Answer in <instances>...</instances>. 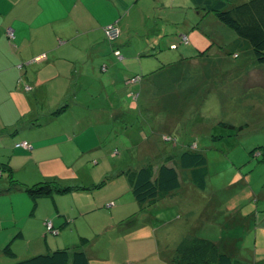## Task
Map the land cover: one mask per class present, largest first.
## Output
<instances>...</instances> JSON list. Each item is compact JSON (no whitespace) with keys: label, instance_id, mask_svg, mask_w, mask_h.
Segmentation results:
<instances>
[{"label":"rangeland","instance_id":"1","mask_svg":"<svg viewBox=\"0 0 264 264\" xmlns=\"http://www.w3.org/2000/svg\"><path fill=\"white\" fill-rule=\"evenodd\" d=\"M243 1L234 0L232 3ZM197 11L199 9L190 0H133L122 13V24L115 22L121 32L114 39L106 35L104 29L108 24H100L102 17L99 13H89L88 20L79 22L80 28H91L89 35L97 36L99 31L104 34L101 43L87 49L89 55L97 56L100 48L119 44L120 47L128 45L134 49L132 58L122 61L120 51H107L105 56L114 62L113 65L104 62L110 70L105 71L106 67L101 66L99 61L97 66L90 61L83 62L79 75L80 65L77 69L73 68L70 78V74H66L67 95L64 94L58 104L72 101L71 107L50 125L47 124L51 119L48 109L55 104L51 101V93H55L54 83L50 88L45 83L34 88L29 80L25 81L26 68L22 67L19 92H26L32 97L19 103V142L26 139L31 144L34 139L36 150L19 147V178L13 174L14 179L26 185L53 181L58 187H65L84 184L86 180L82 178L89 175L95 177L94 183L105 181L96 188L98 202L103 203L110 193L113 204L117 203L113 197L115 191L122 188L127 191L133 170L147 163L174 166L183 189L190 185L194 187L189 171L180 167L178 158L181 151L191 149L202 153L208 166L205 189L194 187L199 198L195 205L201 202L198 205L201 208L204 204L203 225L212 226L217 235L221 231L228 233L245 215L244 209L239 213L240 207L254 198L257 201L251 200L252 206L264 213V65L257 63L250 52L235 44L236 34L212 13L200 18ZM191 18L195 23L192 29L187 23ZM124 25L129 29H125ZM71 26L72 31L76 30L74 22ZM180 28L185 29L182 33L186 37L179 34ZM189 30L190 35L186 32ZM154 41L157 43L152 50ZM172 43L176 48H171ZM102 45L104 47H100ZM181 56L191 57L183 61V70L186 69L191 77L182 81L179 102L174 107L176 110H170L171 107L161 109L158 107L159 90L153 83L149 84L152 79L150 72L155 69L161 71L172 61L179 63ZM206 63H209L212 73L209 78L204 73ZM111 74L116 84L106 85L102 93L100 76ZM125 75L129 76L124 78ZM79 88L81 93L76 100L72 94ZM143 88H146L144 92ZM114 91L113 97L111 93ZM73 102L78 104L74 106ZM112 104L115 106L112 107ZM119 109V118L115 113L112 115L114 110ZM64 110L56 106L52 112ZM165 110H168L167 114ZM85 113L89 120L98 121L77 123ZM24 127L34 129L24 131ZM52 128L81 129L74 140L71 139L72 142H79V148H60L50 137L54 134ZM10 129L0 125V146L10 142L13 135L6 138ZM16 140L11 141L13 146ZM60 140L57 138L56 142ZM8 181L5 175L0 179V187H6L4 183ZM249 187L259 197L253 196L248 200ZM9 196L1 202V219H7L12 210L15 211ZM56 197L63 201V205H71V194H55V201ZM19 198H22L19 199V226L25 227L36 218L31 215L32 201H28V208L24 201L31 200L26 192L19 190ZM50 199L46 198L48 202ZM207 201L211 203L208 208L205 207ZM106 205L104 202L102 206ZM235 219V223L230 225ZM187 225V222L183 223V226ZM260 227L264 228V224L260 223ZM2 232L0 230V235ZM56 234V231L47 232L46 237L53 240L61 233ZM103 236L102 241L106 235ZM248 238L253 249L254 235L251 237L249 233ZM146 264H159V261L155 256H149Z\"/></svg>","mask_w":264,"mask_h":264},{"label":"crops","instance_id":"2","mask_svg":"<svg viewBox=\"0 0 264 264\" xmlns=\"http://www.w3.org/2000/svg\"><path fill=\"white\" fill-rule=\"evenodd\" d=\"M190 1L194 4L193 0ZM132 2L133 0H0V125L3 128L14 130L10 129L6 134V138L10 134L13 135L10 137V142L6 146H0L2 148L0 149V162L10 165L16 178H19V147H21L16 145L19 143V103L32 97L26 92H19V81L23 79L19 78L20 70L22 67L26 68L25 81L29 80L31 84H34V88L40 87L42 83L50 88L54 83L55 93H51V101L55 104L49 106L51 119L47 124L58 121V118H61L64 112L71 107L72 101L64 111L52 112L56 106L58 108L62 104L58 106L63 96L67 95L65 93L68 76L71 77L73 68L77 69L80 65L79 75L83 62L90 61L96 66L97 61L101 66H105L104 62L113 65L114 62L105 56L107 51L109 53L119 50L122 61L131 60L134 52V49L128 45L120 47L119 44H114L107 48L102 45L100 47L104 48H100L99 51L97 48V56H90L87 49L91 45L101 43L104 34L99 31L97 36L89 35L91 28L81 29L79 22L88 20V14H93L95 11L102 17L100 24L103 26L115 24V22L122 24L124 18L122 13L128 6H131ZM130 10L125 14L126 16ZM199 15L200 18L204 16L200 10L197 11V16ZM174 16L177 14L174 13ZM193 20L192 18L187 20L191 29L195 24ZM72 22L76 25V30L73 29V31ZM125 26L127 25L123 27ZM8 29L13 30V37H9ZM184 31L183 28L178 29L179 34L186 37L182 33ZM186 32L190 35L191 31ZM155 43L157 42L154 41L152 44V50ZM172 47L176 48L173 43ZM187 58L191 57L181 56L178 59L179 63L172 61L161 71L156 69L151 71L152 79L149 80V84L153 83L159 90V108L171 107L170 110H176L174 107L179 102L178 97L181 90L176 83L165 78L164 73L174 66L183 69L185 64L183 61ZM105 67V71L110 70L107 65ZM67 73L70 75L67 76ZM128 76L125 75L124 78ZM113 78L112 74L106 77L100 76L102 93L106 85L116 84ZM32 90L31 85L30 91ZM145 90L146 88H143V92ZM115 91L111 94L113 95ZM141 92L142 87L138 97ZM80 93L79 88L74 95L72 94L73 98L77 100ZM90 94L92 95V92ZM77 104L73 102L74 106ZM114 106L115 104H112V107ZM120 111V109L114 110L112 115L115 113L118 117ZM165 111L167 114L168 110ZM83 121L96 123L98 120H89L85 113L76 122L82 123ZM33 123L37 125L36 122ZM33 129L24 127V131H33ZM54 129L52 128L54 134H50L51 131L49 134L60 148L61 146L64 149L79 148V142L75 143L72 140L81 129L75 131L63 128ZM3 135L5 136V133ZM16 138L17 142L13 146L11 141ZM57 138L61 140L56 142ZM31 145V148L28 147L25 150H36L34 139ZM85 176L87 177L82 179L86 180V183L75 185L89 186L94 183L93 180H96L95 177ZM4 184L6 187H1V190L8 188L9 181ZM128 187L127 191L123 188L115 191L116 194L113 197L116 198L117 203L112 204L113 200L108 193L104 199L107 204L105 207L102 206L104 202H98L95 195L96 189L91 191L75 189L65 193L72 195L71 205H63L59 197H56L55 201L53 195L36 199L28 196L31 200L24 201L27 208L28 201H32L31 215H34L36 219L25 227L19 226V199H22L19 198V190L0 193V208L3 210L1 202L7 195H10V202L14 203L15 209L7 219L0 218V230L3 231L0 235V264H12L18 260L62 248L70 251L76 248L82 249L87 254L90 264H146L149 256H155L159 264H172L171 258L177 244L183 239L195 237L215 241L220 250L234 260V264L264 262V228L260 227V223L264 224V213L252 206L251 200L257 201V199H250V197H259V195H256L251 187L248 191L250 202L243 204L239 211L240 213L244 209L245 215H242L236 227L225 234L221 231L219 235L215 234L212 226L203 225L204 204L202 203L201 208L198 207L201 202L195 205L199 199L195 186L190 185L184 189L181 186L173 192L160 195L144 204L137 203L130 184ZM46 198L50 199L49 202ZM209 204H211L210 201H207L205 207L208 208ZM46 221L52 223L57 230L56 235L61 233L58 238L50 240L46 237L48 232L44 224ZM235 221L236 219L230 225H233ZM184 222L189 225L183 226ZM249 233L251 237L254 235L253 249L250 245L251 240L248 238ZM103 235H106L104 241H102ZM6 245L9 246L8 252L3 250Z\"/></svg>","mask_w":264,"mask_h":264},{"label":"trees","instance_id":"3","mask_svg":"<svg viewBox=\"0 0 264 264\" xmlns=\"http://www.w3.org/2000/svg\"><path fill=\"white\" fill-rule=\"evenodd\" d=\"M233 1L193 0L196 9H199L204 15L212 13L221 24L236 34L237 38L234 43L250 52L257 63L264 65V0H244L238 4L232 3ZM205 68H207L206 70L204 69L206 78H209V74H212L209 63H206ZM164 75L165 78L176 83L179 89L182 86V81L185 82L186 78L191 77L186 69L183 70L176 66L171 67ZM129 79L132 80V78ZM131 93L135 94L136 92ZM67 106V103H62L58 108L61 107V110H64ZM215 139L219 138L216 137ZM27 143L31 148L32 145L29 142ZM178 158L180 167L189 171L193 185L197 189H205L208 174L205 156L194 150L185 149L181 151ZM133 172V176L130 179V188L133 197L139 204L152 201L160 195L173 192L181 187L177 169L167 163H147L133 170ZM5 175L9 179V186L4 190H1L2 188L0 187V193L11 190H23L28 196L35 199L57 193L65 194L75 189L91 191L101 187L105 182L92 183L89 186L68 185L65 187H58L53 181H40L32 185H26L14 179L13 169L10 165L0 162V179ZM54 230L56 229L54 228ZM3 250L8 252L9 246L6 245ZM171 262L172 264H234V260L227 253L222 252L215 241L199 237L181 240L174 250ZM12 264L90 263L87 254L82 249L76 248L70 251L62 248L18 260ZM258 264H264V262Z\"/></svg>","mask_w":264,"mask_h":264},{"label":"built area","instance_id":"4","mask_svg":"<svg viewBox=\"0 0 264 264\" xmlns=\"http://www.w3.org/2000/svg\"><path fill=\"white\" fill-rule=\"evenodd\" d=\"M104 31H105L106 35H108V38H110V39L116 38L118 36L119 32H120L119 28L116 25H114V24L108 25L104 29ZM7 33L9 35V37H13V30L12 29H8ZM115 53H118V51H115ZM133 80H135V79H133ZM27 88H29V87L27 86ZM16 145L17 146H21V147H27V148L29 147V144L26 141L19 142ZM45 226H46V230L48 232L56 231V230H54V227H53V225H52V223L50 221H46Z\"/></svg>","mask_w":264,"mask_h":264}]
</instances>
